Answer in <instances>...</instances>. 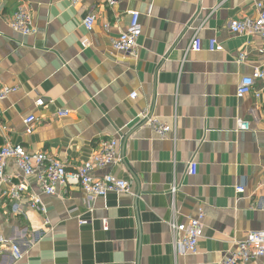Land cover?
<instances>
[{
	"label": "crops",
	"instance_id": "1",
	"mask_svg": "<svg viewBox=\"0 0 264 264\" xmlns=\"http://www.w3.org/2000/svg\"><path fill=\"white\" fill-rule=\"evenodd\" d=\"M258 1L264 0H118L110 8L105 0H80L76 7L27 0L38 31L30 37L8 26L15 5L0 7V86L17 89L0 102V147L21 145L73 171L100 141L116 139L124 162L95 175L131 184L129 193L104 198H90L79 186L45 196L36 177L9 162L0 187V235L14 238L24 257L14 263L4 256L0 264H219L248 233L264 231V82L255 86L259 98L237 94L243 77L264 69V40L229 29L255 19ZM91 11L99 19L87 32L83 20ZM130 12L140 14L143 28L138 52L115 53L110 40L129 25ZM198 29L204 50L186 55ZM212 39L221 51H207ZM242 53L247 57L239 62ZM146 109L173 128L168 138L141 123ZM61 111L69 116L59 118ZM30 116L36 122L28 134ZM238 120L249 130L241 131ZM190 163L197 165L194 176ZM18 184L27 187L22 213L13 212L9 197ZM240 185L246 192L238 196ZM33 196L46 215L30 208ZM200 208L206 217L198 253L176 256L169 223L175 217L184 224Z\"/></svg>",
	"mask_w": 264,
	"mask_h": 264
},
{
	"label": "built area",
	"instance_id": "2",
	"mask_svg": "<svg viewBox=\"0 0 264 264\" xmlns=\"http://www.w3.org/2000/svg\"><path fill=\"white\" fill-rule=\"evenodd\" d=\"M80 0H68L71 6L76 7ZM108 7L114 8L118 4V0H105ZM6 4H14L15 11L8 21L9 28L23 37L35 36L37 28L34 24L30 7L27 0H0V7ZM257 17L255 19L244 18L234 21L230 24L229 29L232 34L244 36H259L264 40V1H258L255 4ZM129 25L119 32L115 38H111V47L113 52L124 55H136L139 49V38L142 35L143 28L140 23V14L138 12H130ZM98 14L91 11L83 20V27L87 32H93L97 22ZM103 30L108 32L110 25L105 24ZM200 29H198L186 51L188 53H199L204 50L203 42L199 37ZM223 49L222 45L212 39L208 42L207 51L218 52ZM264 54V49L261 51ZM247 53L239 56V62L246 60ZM264 82V69L255 68L250 76H245L240 80L238 85V96H248L254 94L259 98L260 92L255 91L257 82ZM17 91L16 88L0 86V102L5 101L8 97ZM137 94H132L131 99H136ZM37 107H43L44 101L39 99L36 101ZM69 116V112H58L59 118ZM36 122L34 116L25 119L26 132L28 134L33 131V124ZM141 123L152 128L159 138L166 139L172 133L173 128L167 124L160 123L146 109L141 114ZM238 126L241 131L249 130V125L242 120H238ZM120 141L116 139L102 140L91 159L68 171L67 166L58 159L48 156L44 153L28 152L21 145H13L7 143L0 147V187L8 182L6 168L9 162L21 171L25 177H36L41 192L45 196H53L56 189L66 188L68 186H79L85 194L90 198H104L108 194L114 193L122 195L131 191V184L128 181L119 179L112 174H106L101 177L95 175L96 170L104 169L108 166H118L124 162L119 154ZM189 174L194 176L197 174V165L190 163ZM25 184H18L13 187L9 194L12 200V209L15 213H22L20 202L22 201V193L26 190ZM264 189V183L262 184ZM178 189L173 185L170 194L174 198ZM235 192L238 196L244 195L246 188L244 185L236 186ZM31 209L39 211L46 215L47 210L41 206L40 199L36 196L31 198ZM172 211H175L174 207ZM205 212L200 208L195 218H190L184 224L178 223L175 217L169 223L172 232V246L176 256L196 255L200 240L204 236ZM87 222H82L86 224ZM104 230H108L107 220H103ZM45 225H50L49 219H45ZM9 256L14 263L20 262L24 255L18 242L12 237L0 235V258ZM255 260H262L260 264H264V231H253L247 234L242 241L236 242L233 250H230L219 264H251Z\"/></svg>",
	"mask_w": 264,
	"mask_h": 264
}]
</instances>
